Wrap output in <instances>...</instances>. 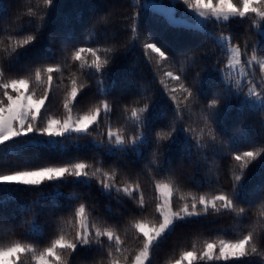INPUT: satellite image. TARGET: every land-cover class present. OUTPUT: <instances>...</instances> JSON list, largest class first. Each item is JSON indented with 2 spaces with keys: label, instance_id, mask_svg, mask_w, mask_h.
I'll list each match as a JSON object with an SVG mask.
<instances>
[{
  "label": "snow or ice",
  "instance_id": "obj_1",
  "mask_svg": "<svg viewBox=\"0 0 264 264\" xmlns=\"http://www.w3.org/2000/svg\"><path fill=\"white\" fill-rule=\"evenodd\" d=\"M56 8V0H28L6 17L16 27L0 38V188H80L56 202L46 243L0 245V264H23L22 254L34 264H155L181 222L223 213L233 216L236 235L206 239L168 264H264V183L258 191L249 185V174L264 167V0H130L92 23L98 31L120 21L97 43L48 32ZM153 8L177 39L152 28ZM45 34L60 47L26 59ZM137 48L157 87L114 73ZM69 140H86L99 158L65 159ZM43 159L52 162L34 163ZM229 164L227 188L186 191V170L219 181L217 170ZM93 184L119 202V218L94 215ZM28 211L32 219L20 226L31 232L37 213ZM7 215L0 210V227Z\"/></svg>",
  "mask_w": 264,
  "mask_h": 264
},
{
  "label": "trees",
  "instance_id": "obj_2",
  "mask_svg": "<svg viewBox=\"0 0 264 264\" xmlns=\"http://www.w3.org/2000/svg\"><path fill=\"white\" fill-rule=\"evenodd\" d=\"M155 1H160L163 4L167 3V0ZM27 2L28 0H0V38L5 36V28L11 33L12 29L16 27L12 20H6V17L12 15L11 8ZM31 2L33 5H36L39 3V0H31ZM128 2L130 0H56L57 8L51 13V18L47 26L48 32L61 33L72 31L78 34L81 39L89 40L92 43H97L98 40L102 42L104 29L118 27L120 21L114 19L111 26L101 25L98 31H90L92 23L98 18H103L108 15L109 11L113 9L119 14L122 6ZM24 11L27 12V9ZM149 13L152 17L149 19V23L164 39L173 41L179 37L180 33L176 28L165 26L161 13L153 9H150ZM28 18L34 19L33 17ZM22 23H24V31L27 34L29 26L26 22ZM8 43L10 44L11 41H8ZM59 47L60 42L58 40H50L48 35L45 34L40 43L25 54V58H32L42 51L49 49L55 50ZM113 71L118 75L127 74L131 76L134 74L135 79L132 80L133 84H135L136 80H141L150 83L152 87L158 86L154 79L152 67L139 48L123 56ZM149 91H151V88ZM59 102L60 95L58 93L57 99L53 104V111H57V113ZM85 106H87L86 103L82 104L81 108ZM116 119L117 117H113V122ZM67 142L70 145V151L64 157L65 159L76 157H83L85 159L99 158V153L94 151L90 146L84 147L87 144L86 140H69ZM240 147L247 148L248 143H242ZM49 162L52 161L43 159L35 161L34 163L44 164ZM217 171L220 173L219 181H216L214 177L212 180H209L203 176L202 172L193 175L190 170H186V191L204 194L205 192L211 193L218 186L227 188L229 180L231 179V165L221 167ZM209 175L211 176L212 173ZM262 183H264V167L258 166L249 174V185L258 191V186ZM79 188V185H58L56 183L45 186L42 190H33L24 186L16 187L14 190L0 188V210L6 209L8 214L7 221L3 227H0V245L6 246L11 240H22L29 237L33 240L46 243L48 237L53 235L52 209L55 207L56 202L64 201L67 192ZM145 189L146 194L150 196V186L145 184ZM87 191L90 193L87 196L88 202L90 204H96L94 215L119 218L117 209H120L122 206L114 197L109 198L96 184L91 185ZM176 203L179 206L180 201L177 200ZM31 208L36 210L37 218L31 225V232H29L27 227H21L20 225L25 217L29 220L32 219V214L28 211ZM233 223V216L226 213L202 215L181 222L176 228V231L166 240L162 241L156 255L155 264H168L178 252L190 248L193 245L202 244L206 239L230 238L236 235V231L232 227ZM13 226L15 227L14 232L7 231L8 228ZM129 242L134 246L131 236ZM255 259L258 264L259 258L257 257ZM21 260L23 264H34L26 254L21 255ZM202 264H208V262H202ZM212 264H224V262L215 261Z\"/></svg>",
  "mask_w": 264,
  "mask_h": 264
},
{
  "label": "rangeland",
  "instance_id": "obj_3",
  "mask_svg": "<svg viewBox=\"0 0 264 264\" xmlns=\"http://www.w3.org/2000/svg\"><path fill=\"white\" fill-rule=\"evenodd\" d=\"M153 2H154V4H156V5H161V4H163V3H161L160 1H155V0H153ZM153 10L159 12V11H158V8H153Z\"/></svg>",
  "mask_w": 264,
  "mask_h": 264
}]
</instances>
